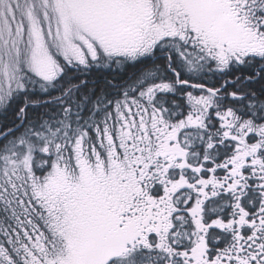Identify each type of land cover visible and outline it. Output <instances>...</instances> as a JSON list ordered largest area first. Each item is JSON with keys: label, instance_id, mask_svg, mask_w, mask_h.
I'll return each mask as SVG.
<instances>
[{"label": "snow or ice", "instance_id": "snow-or-ice-1", "mask_svg": "<svg viewBox=\"0 0 264 264\" xmlns=\"http://www.w3.org/2000/svg\"><path fill=\"white\" fill-rule=\"evenodd\" d=\"M0 264H264V0H0Z\"/></svg>", "mask_w": 264, "mask_h": 264}]
</instances>
